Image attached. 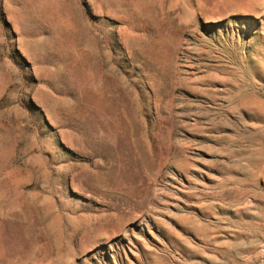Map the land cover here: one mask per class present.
Wrapping results in <instances>:
<instances>
[{"label": "rangeland", "instance_id": "rangeland-1", "mask_svg": "<svg viewBox=\"0 0 264 264\" xmlns=\"http://www.w3.org/2000/svg\"><path fill=\"white\" fill-rule=\"evenodd\" d=\"M0 264H264V0H0Z\"/></svg>", "mask_w": 264, "mask_h": 264}, {"label": "bare ground", "instance_id": "bare-ground-1", "mask_svg": "<svg viewBox=\"0 0 264 264\" xmlns=\"http://www.w3.org/2000/svg\"><path fill=\"white\" fill-rule=\"evenodd\" d=\"M238 1V0H237ZM240 1V0H239ZM239 5V4H238Z\"/></svg>", "mask_w": 264, "mask_h": 264}]
</instances>
